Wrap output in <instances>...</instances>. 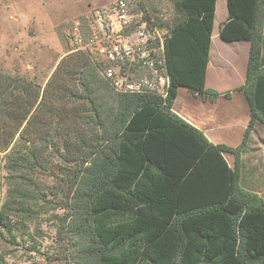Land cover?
Masks as SVG:
<instances>
[{
	"label": "trees",
	"instance_id": "1",
	"mask_svg": "<svg viewBox=\"0 0 264 264\" xmlns=\"http://www.w3.org/2000/svg\"><path fill=\"white\" fill-rule=\"evenodd\" d=\"M147 2L146 15L163 23ZM169 2L165 103L114 93L78 54L59 62L56 84L50 79L42 91L0 75V151L13 184L0 232L11 233L10 217L33 218L32 207L49 203L36 179L50 172L64 180L57 206L66 212L60 223L70 264H264V200L240 184L244 140L254 122L264 124V0H225L219 28L221 41L249 43L244 84L235 91L247 99L250 120L237 147L209 142L171 111L181 88L210 99L219 93L205 89L216 0ZM75 80L78 90L60 84ZM68 97L88 109L63 112Z\"/></svg>",
	"mask_w": 264,
	"mask_h": 264
},
{
	"label": "rangeland",
	"instance_id": "2",
	"mask_svg": "<svg viewBox=\"0 0 264 264\" xmlns=\"http://www.w3.org/2000/svg\"><path fill=\"white\" fill-rule=\"evenodd\" d=\"M113 1L115 0H0V75L14 80L15 83L20 80L30 82L42 91L59 62L63 58L75 55L70 53L65 32L72 29L76 19H81L92 9ZM129 1H134L141 6L146 5L148 9L145 0H142L143 2L141 0ZM146 1L160 11L165 26L166 23H170L172 5L169 0ZM221 10L222 0H217V21L221 17ZM217 41L220 45L217 49L219 68L214 72L228 76V78L225 79L224 76V80H219L216 87L217 89H228L238 85L244 74L241 69V77L238 78L235 75L238 73L232 71L230 62L234 56L239 55L243 58L244 66L247 51L245 49L241 53V47L246 46L244 43H224L219 39ZM228 59L230 62L227 63ZM76 82L77 80L74 85L66 81L60 84L69 91L77 89ZM55 84L56 82L52 80L51 85ZM186 91L185 88H181L180 97L189 93ZM67 95L69 96L68 93ZM60 105L63 112L75 109L82 114V111L88 109V103L84 100H70L69 97L63 99ZM74 122L75 118L70 116L65 121V125L71 127ZM237 146L239 145L232 147ZM4 155L5 153L0 151V209L6 199L7 190L13 187L3 168ZM224 157L233 167V157L229 154H224ZM240 157V184L247 190L257 193L264 200L263 123L254 122L244 140ZM53 164V167L57 169L63 167L58 160H54ZM57 177L56 174L51 175L50 172L38 175L36 182L46 193L49 203L32 207L36 212L33 218L16 216L9 218L12 226L11 233L0 232V264H70L71 250H69L66 234L62 231L60 223V218L64 217L66 212L57 206L63 197L64 180H61L62 175ZM49 192L52 193L51 196ZM54 193L56 195L53 196Z\"/></svg>",
	"mask_w": 264,
	"mask_h": 264
},
{
	"label": "built area",
	"instance_id": "3",
	"mask_svg": "<svg viewBox=\"0 0 264 264\" xmlns=\"http://www.w3.org/2000/svg\"><path fill=\"white\" fill-rule=\"evenodd\" d=\"M145 7L115 0L92 9L65 32L72 54L83 55L118 95H149L165 103L169 94L164 42L167 26Z\"/></svg>",
	"mask_w": 264,
	"mask_h": 264
},
{
	"label": "crops",
	"instance_id": "4",
	"mask_svg": "<svg viewBox=\"0 0 264 264\" xmlns=\"http://www.w3.org/2000/svg\"><path fill=\"white\" fill-rule=\"evenodd\" d=\"M216 4L217 0L215 3V14L210 38L209 62L207 64L205 74V89L214 90L219 93V95L214 97L213 99H210L208 97H199L189 93H186L185 96L180 97V89L178 91L177 98L173 103L171 111L186 122L202 131L209 142L213 144L236 146L242 143L245 129L247 128L250 120V106L247 99L241 91H235V88H238L239 86L244 84L246 64L249 53V43L244 41L233 42L244 43L246 46L245 48L241 47V53H243L245 49L247 51V58L244 66L242 56H234L231 62L229 61V59L227 60V63H231L232 71L238 73L235 74L238 78L241 77L240 73L242 69V72L244 74L241 77V81L239 82V84L237 83L238 85L230 87L228 89H217L216 83L219 80L228 78V76L217 74L214 72L215 69L219 68V66L217 65V49L220 47L217 41L218 39L220 40L219 28L227 17L226 6L224 8L225 0H222L221 17L218 21L216 20ZM225 70H227L226 67ZM230 78L232 79V77H229V79ZM227 91L230 92L228 98L222 95ZM225 160L230 166L228 159L225 158Z\"/></svg>",
	"mask_w": 264,
	"mask_h": 264
}]
</instances>
